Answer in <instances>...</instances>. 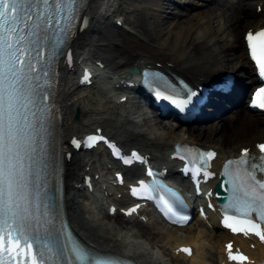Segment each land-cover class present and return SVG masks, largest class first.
<instances>
[{"label": "bare ground", "instance_id": "1", "mask_svg": "<svg viewBox=\"0 0 264 264\" xmlns=\"http://www.w3.org/2000/svg\"><path fill=\"white\" fill-rule=\"evenodd\" d=\"M141 1L155 6V9L142 7V35L137 36L116 25H104V16L112 0H89L85 28L73 42L78 54L76 60L86 55L101 62L106 74L112 77L122 76L126 69L134 66L151 65L189 82H202L219 73H236L242 76L239 84L245 89L254 83L246 58L243 33L246 29L264 26V0H230L225 3L222 0ZM260 2L263 3V11L258 15L254 9ZM107 43L114 46L111 52L103 51ZM76 66L62 72L57 88L61 116L59 134L63 149L71 136L101 128L126 148L138 147L156 164H166V152L175 142H186L216 150L218 157L215 162L219 165L223 159L237 156L240 149L253 150L255 143L264 142V114L248 112L243 102L221 120L191 125L186 130L156 118L152 125L146 122L140 125L133 118L130 121L129 115L137 113V104L131 102V107L125 109L129 113L123 112V94L112 101L106 94L109 89L96 87L93 90L98 99L87 97L86 90L74 84ZM76 109L80 111L78 120L73 119ZM77 158L79 156L70 158L64 167L67 189L65 211L70 228L89 247L129 257L137 264H166L148 252L149 245L162 243L171 251L173 264H190L175 250L180 245H191L194 249L191 263L197 262V258L203 259L201 240L207 238L214 245V253L209 256L211 263L227 264L224 243L230 240L245 243L219 228L208 233L201 220H194L183 229L153 221L144 223L137 218L121 219L120 214L114 216V223L110 224V220L106 222L111 219L108 216L109 207L122 203L127 196L122 192L123 199H111L112 202L106 207V215L101 208L97 214L92 213V204L87 207L81 200L85 195L82 183L89 175L93 179L99 178L102 172L100 168L109 169L110 165L100 160L99 151H94L92 157ZM166 167L173 169L169 164ZM139 171L142 168L137 167L127 173ZM80 175L81 185L77 182ZM142 215L149 217L145 213ZM253 244L254 249L248 250L252 259L264 257V246Z\"/></svg>", "mask_w": 264, "mask_h": 264}, {"label": "rangeland", "instance_id": "2", "mask_svg": "<svg viewBox=\"0 0 264 264\" xmlns=\"http://www.w3.org/2000/svg\"><path fill=\"white\" fill-rule=\"evenodd\" d=\"M174 1L178 2V0H174ZM120 3H121V8L119 10V13L123 16V19H125V21H126V23L123 25V28H121V30L128 32V33H131L133 35H137V36L142 35V23H143L142 7H144V8L151 7L153 9H155V6L150 5L149 3L148 4L144 3V1H141V0H120ZM113 23H114L113 21L112 22L104 21V25H106V26L107 25L112 26ZM113 47L114 46L112 44L107 43V45L103 48V51L111 52ZM106 94H107V97H113L115 95L114 91H112V90L106 91ZM86 95L89 98H97L96 93L94 92L93 88L87 89ZM114 99H115V97H114ZM74 115H75V112H74ZM74 115H73V119L75 120ZM79 117H80V111H79ZM133 117L136 121L140 122L139 123L140 125H143L145 122L152 125L155 122L153 116H151V115L137 118L138 115L134 114ZM173 127H175V126H173ZM92 156H93V153H87L86 155H84L82 157L87 158V157H92ZM77 159L80 160L81 157L79 156V158H77ZM103 201H105V200H103ZM103 213L106 214V209L103 210ZM109 218H111V219H108L105 221L109 222V220H110V224L114 223V217H109ZM206 230L208 231V233L211 232V230H209V229H206ZM201 242H202L203 261L205 264H212L210 259H209V256L214 253V250H213L214 245H212L209 242V239H207V238H203L201 240ZM148 248H149L148 249L149 255H151L152 257L159 259L160 261H163L166 264H173V260L171 258V253L169 251V248L167 246H164V244L157 243L156 245H149ZM197 259H198V262L194 263V264H199V258H197Z\"/></svg>", "mask_w": 264, "mask_h": 264}, {"label": "water", "instance_id": "3", "mask_svg": "<svg viewBox=\"0 0 264 264\" xmlns=\"http://www.w3.org/2000/svg\"><path fill=\"white\" fill-rule=\"evenodd\" d=\"M137 73H138V71H136V70L130 71V74H137ZM76 118H77V113H76Z\"/></svg>", "mask_w": 264, "mask_h": 264}]
</instances>
